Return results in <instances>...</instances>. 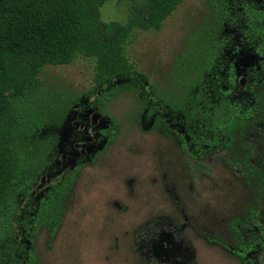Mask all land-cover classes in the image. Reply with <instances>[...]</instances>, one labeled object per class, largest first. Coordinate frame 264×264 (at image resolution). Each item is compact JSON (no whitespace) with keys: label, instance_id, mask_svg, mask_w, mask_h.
Instances as JSON below:
<instances>
[{"label":"trees","instance_id":"trees-1","mask_svg":"<svg viewBox=\"0 0 264 264\" xmlns=\"http://www.w3.org/2000/svg\"><path fill=\"white\" fill-rule=\"evenodd\" d=\"M107 0H0V264H39L35 237L56 229L59 201L71 190L84 166L92 164L114 136L105 104L120 94L139 99L150 132L174 139L182 153L202 169L207 155L225 152V162L239 168L256 190L264 192V142L261 153L247 137L264 130V88L249 85L234 91L233 55L249 56V0H207L205 27L190 39L179 62L175 83L182 88L173 101L148 83L126 55L135 30L159 31L184 0H129L127 20L106 24L100 9ZM258 60L264 62V19L258 18ZM94 59L93 86L81 94L50 92L40 80L43 68L67 66L76 59ZM178 68V67H177ZM256 81L264 82V63ZM98 120L84 124L85 116ZM70 118L75 121L70 126ZM105 124V125H102ZM73 140L62 143L68 127ZM259 238L244 242L234 253L243 264L247 254L264 248L263 209L251 210ZM264 256V254H263Z\"/></svg>","mask_w":264,"mask_h":264},{"label":"rangeland","instance_id":"rangeland-1","mask_svg":"<svg viewBox=\"0 0 264 264\" xmlns=\"http://www.w3.org/2000/svg\"><path fill=\"white\" fill-rule=\"evenodd\" d=\"M130 6L129 0H107L101 19L123 24ZM209 12L207 0H184L159 31L135 30L130 36L129 62L167 100L181 94L174 78L178 63ZM93 67L94 59L78 58L67 66L43 68L39 78L50 92L78 95L92 88ZM104 110L113 139L81 168L59 201L61 215L53 233L46 228L37 233L39 264H161L152 245L159 237L172 242L170 252L180 264H243L234 253L241 245L235 230L244 242L257 243L252 220L258 217L251 210L263 209L264 192L255 206L256 190L239 168L227 165L225 152L207 155L198 170L174 139L150 132L133 94L113 97ZM95 120L100 121L88 115L81 121ZM69 125L62 129L66 147L73 140ZM249 136L248 144L261 153L264 130ZM258 222L264 229V220ZM263 254L264 248L259 249L251 264H264Z\"/></svg>","mask_w":264,"mask_h":264},{"label":"flooded vegetation","instance_id":"flooded-vegetation-1","mask_svg":"<svg viewBox=\"0 0 264 264\" xmlns=\"http://www.w3.org/2000/svg\"><path fill=\"white\" fill-rule=\"evenodd\" d=\"M250 2V11H249V20H250V29L248 34V41L250 45L249 56L245 58L239 65L237 62L236 54V40H231L230 50L233 49V55H227L225 58L224 64L232 63L233 64V83L234 91L237 92L238 86H243L244 84L249 85L251 93V100L253 101V92L258 88H264V82L256 81L255 77L262 74L259 73L261 69V63L264 62L258 60V56L253 51L252 45L256 43L259 27L258 17L261 15L264 19V0H249ZM182 90V88H181ZM153 251L157 255L161 264H180L176 256H173L170 250L172 249V242L166 237H159L157 240L153 241ZM256 254V253H255ZM251 254H247V258L252 263Z\"/></svg>","mask_w":264,"mask_h":264},{"label":"water","instance_id":"water-1","mask_svg":"<svg viewBox=\"0 0 264 264\" xmlns=\"http://www.w3.org/2000/svg\"><path fill=\"white\" fill-rule=\"evenodd\" d=\"M263 165H264V157H263Z\"/></svg>","mask_w":264,"mask_h":264}]
</instances>
